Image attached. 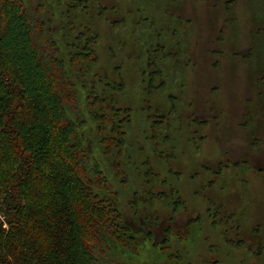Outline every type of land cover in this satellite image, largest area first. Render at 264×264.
Here are the masks:
<instances>
[{
  "label": "trees",
  "instance_id": "trees-1",
  "mask_svg": "<svg viewBox=\"0 0 264 264\" xmlns=\"http://www.w3.org/2000/svg\"><path fill=\"white\" fill-rule=\"evenodd\" d=\"M159 1L170 4L169 0ZM56 2V7L65 6L60 18L67 19V25L59 30L61 36L51 29L53 15L42 13V3L31 9L28 0H0V264H112L126 249L132 259L153 255L155 249L164 250L159 245L165 242L153 241L151 233L140 242L118 204L122 195L116 183L134 185L131 175L139 170L137 164L135 169L127 168L137 156L131 134L134 110L122 104L128 89L123 66L118 62L113 65L114 79L99 70L105 56L98 52L100 36L95 23L97 19L108 21L110 27L128 36L126 47L132 42L129 64L140 69L146 83L140 108L147 111L144 120L151 132L169 129L164 127L178 122L179 117L173 101L166 114L159 113L157 105L151 107L148 97L165 88L166 74L159 65L152 74L149 69L158 58H179L177 47L183 42L177 40L172 52L166 49V44L159 42L164 25L157 28L144 15L147 9L137 7L136 21L129 23L127 16L134 12L124 0H118V11H125L118 20L108 17L113 8L103 0ZM159 10L178 24L184 21L178 15H168L163 6ZM85 20L83 30L79 29ZM176 33L172 31L169 40ZM108 53L109 65L120 61L111 48ZM167 137L163 134L158 140L165 143ZM91 140L95 144L90 151ZM193 143L197 148L196 138ZM156 153L166 157L169 152ZM140 165L142 183H167L155 173L152 163L140 160ZM261 176L264 179V174ZM170 185L171 194L163 189H146L141 194L144 189L138 193L135 188L126 202L132 204L135 214L138 204L152 206L156 199L171 202L175 209L184 208L180 188ZM142 195L145 199L140 202ZM205 200L213 206L211 198ZM211 217L214 226L216 216ZM196 222L198 218L189 219L187 230ZM260 248H264V237Z\"/></svg>",
  "mask_w": 264,
  "mask_h": 264
},
{
  "label": "rangeland",
  "instance_id": "rangeland-1",
  "mask_svg": "<svg viewBox=\"0 0 264 264\" xmlns=\"http://www.w3.org/2000/svg\"><path fill=\"white\" fill-rule=\"evenodd\" d=\"M169 1L170 4L166 1L162 4L159 0H124V5L134 12L133 16H127L129 23L136 21L137 7L147 9L144 15L147 14L157 28L160 24L164 25L161 30L163 38L159 42L166 44V49L172 52L177 40L183 42L181 48L177 47L179 58L164 57L162 61L158 58L149 69L152 74L159 65L161 73L166 74L163 77L165 88L162 91L154 90L148 97L151 107L157 105L159 113L166 114L173 101V109L177 110L179 117L178 122H171L168 127H164L169 129L163 132L160 128L151 132L144 120L147 111L140 108V103L146 83L141 80L140 69L129 64L132 42L129 41V47H126L128 36L110 27L108 21L97 19L95 23L96 34L100 36L98 52L105 56V59L102 58L104 65L99 70L106 71L114 79L113 65L118 62L123 66V79L128 89L122 104L134 110L131 134L135 137L137 156L134 157L133 165L130 159L127 168L135 169L134 165L137 164L139 170L131 175L134 185L129 182L123 187L116 183L122 195L118 199L121 212L127 224L134 228L141 226L138 219L140 215H151L147 222L154 225L149 228L155 229L158 240L163 239L164 233L160 236V232H164L166 226H172L173 233L176 235L180 232L178 236H181L179 242L174 243L176 237L168 234V245L160 252L153 250V255L132 259L129 258L132 253L126 249L122 257L116 255L117 259L112 264H187L188 261L190 264H239L242 256L235 249L228 248L222 238V224H218L221 215L216 216V224L211 225L214 219L205 198L209 196L215 202L224 203L233 209L246 205V222L237 223L239 229H246L245 233L258 222L264 226V179L260 175L264 169V0ZM39 3L43 5L44 15L52 13L54 19L51 29L61 36L59 30L67 25V19L60 18L65 6L61 4L56 7V0H28V7L34 9L35 4ZM103 3L113 8L114 13H107L111 20H118L120 13L124 15V10L118 11V0H103ZM161 6L168 15H178L184 21L178 24L172 17L165 18L166 15L159 10ZM85 22L78 28L83 30ZM172 31L177 33L171 41L169 34ZM156 43H153L154 47ZM109 48L115 51L120 61L116 59V62L108 64ZM155 55L158 57L159 53ZM169 95L175 96L173 100H169ZM151 113L154 114L153 109ZM251 128L256 132L251 131ZM163 134L168 135V141L160 143L158 138H162ZM173 137L175 139L171 141ZM195 138L197 148L193 143ZM93 144L95 141L92 143L91 140L90 151ZM157 150L169 153H166V157L160 156ZM249 159L262 168L247 164ZM140 160L152 163L155 173L163 180L166 178L167 183L160 184L156 180L151 185L142 183ZM207 182L208 189H204ZM170 183L180 188V198L184 204V208L176 209L174 213L159 199L152 206H144L141 201L145 195L140 197L141 203L137 205L140 215H136L132 204L126 202L128 198L131 199L128 195L130 193L132 196L135 188L138 193L140 188L144 189L141 194L146 189L156 192L163 189L168 193ZM242 208H238L241 216ZM170 214L174 220L166 223L165 218L167 220ZM194 218H198V222L189 226L184 234L183 224ZM245 233L240 232L239 237L243 239ZM231 237L235 239V236ZM247 237L249 252H256L258 237L251 233ZM165 252L168 255H164ZM247 264H264V259L251 253Z\"/></svg>",
  "mask_w": 264,
  "mask_h": 264
},
{
  "label": "flooded vegetation",
  "instance_id": "flooded-vegetation-1",
  "mask_svg": "<svg viewBox=\"0 0 264 264\" xmlns=\"http://www.w3.org/2000/svg\"><path fill=\"white\" fill-rule=\"evenodd\" d=\"M248 161H247V164H251V163L254 164L253 162L250 161V159ZM254 165H256V167L258 169L262 168V166L259 165V164H254ZM261 174H264V169L262 170V173H260V175ZM207 184L209 185V182H207ZM168 194H171V193H168ZM179 195H181V194H179ZM207 197L210 198L209 196H207ZM211 200L213 201L212 202L213 206H210V207L214 208L215 210L211 209V214L210 215L211 216L212 215L213 216L221 215V219H219L220 220L219 224H222V232H223L222 238L225 240V243H226L228 248L235 249V251L237 253L238 252L240 253L238 255L242 256L239 259L238 263L239 264H247L251 253H253V255H258V257L260 255H264V248L262 250L260 248L261 238L264 237V226H262V225L259 226V224H258L259 222H258L257 223L258 225L256 224V226L251 227L250 228L251 230L250 229L247 230L248 232L246 231V233H245L246 229H243V228L239 229L240 225L238 226V224L246 222V218L245 217H247V213H248L247 212V206L245 205L244 208H242V206H239L240 209L242 208V212H243V213L241 212L242 213V216H241L240 214H238L240 212V210H238V208H239L238 205H237V207H238L237 209L236 208L233 209L230 206L228 207L224 203L215 202L213 198H211ZM162 202L165 204L166 207L167 206L170 207L173 213L176 211V209L173 208V205L170 204L171 202H168V201H162ZM182 202H183V200H182ZM234 207H236V206H234ZM229 208H231V209H229ZM227 209H229V210H227ZM139 212L140 211L138 209L136 215H140V214H138ZM225 212H227V213L225 214ZM150 217H151V215H148V217L143 215V214L140 215L138 219L140 220L141 226L139 228L131 227L135 231V233L137 234V238L139 239L140 242H143L144 239L147 237V235L149 233L152 234L153 241L157 242L156 240H158L157 239V237H158L157 236V232H155V229H150L149 228V227H154V225L152 223L150 224V221L147 222V218H150ZM238 218H240V220L243 219L242 222H239L240 220H236ZM172 219L174 220V218L170 214L168 216L167 220L165 218V222L166 223L173 222ZM183 225H184V229H185L184 232L186 233L187 232V222H185V224H183ZM257 227H258V229H257ZM173 231H174V229H173L172 226H166L164 232L163 231L160 232L161 233L160 236H163V233H164V237H163V239L160 242H157V243L160 244V243L165 242L164 244L159 245L160 248L161 247H165V245H168V243L170 241V237H168L169 236L168 234H171L173 237H176V241L174 243H176L177 241L179 242V237H181V236H178V234L180 232L175 235L173 233ZM240 232L245 233V236H244L243 239L241 237H239ZM248 233L249 234L251 233V235H255V236L258 237L259 245L257 246V251L256 252H249L251 250L249 249L248 245L246 244L247 239L249 238V237H247ZM231 236H235V239H234V237H231ZM147 239H149V238H147ZM180 241H184L185 242V240H180ZM187 244H188V242H187ZM218 248L219 247L216 246V250H218ZM242 249H244V250L242 251ZM240 250H241V252H240ZM164 255H168V254L165 252ZM199 255H201V254H199ZM230 255H234L235 256L236 254L231 253ZM187 264H190V262L188 261Z\"/></svg>",
  "mask_w": 264,
  "mask_h": 264
},
{
  "label": "water",
  "instance_id": "water-1",
  "mask_svg": "<svg viewBox=\"0 0 264 264\" xmlns=\"http://www.w3.org/2000/svg\"><path fill=\"white\" fill-rule=\"evenodd\" d=\"M162 240V239H161ZM161 240H156L157 242H160Z\"/></svg>",
  "mask_w": 264,
  "mask_h": 264
}]
</instances>
